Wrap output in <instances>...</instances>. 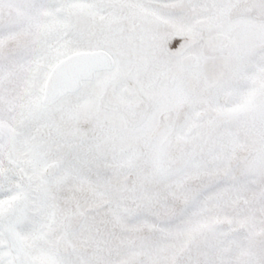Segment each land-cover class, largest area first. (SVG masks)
<instances>
[{
    "label": "rangeland",
    "instance_id": "rangeland-1",
    "mask_svg": "<svg viewBox=\"0 0 264 264\" xmlns=\"http://www.w3.org/2000/svg\"><path fill=\"white\" fill-rule=\"evenodd\" d=\"M0 264H264V0H0Z\"/></svg>",
    "mask_w": 264,
    "mask_h": 264
},
{
    "label": "bare ground",
    "instance_id": "bare-ground-1",
    "mask_svg": "<svg viewBox=\"0 0 264 264\" xmlns=\"http://www.w3.org/2000/svg\"><path fill=\"white\" fill-rule=\"evenodd\" d=\"M111 65V57L101 51L81 52L62 60L48 81L46 98L52 100L62 93L77 89L83 79L92 78L96 70Z\"/></svg>",
    "mask_w": 264,
    "mask_h": 264
}]
</instances>
